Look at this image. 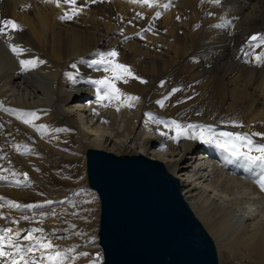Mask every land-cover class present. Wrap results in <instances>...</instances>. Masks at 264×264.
I'll use <instances>...</instances> for the list:
<instances>
[{
    "label": "bare ground",
    "instance_id": "6f19581e",
    "mask_svg": "<svg viewBox=\"0 0 264 264\" xmlns=\"http://www.w3.org/2000/svg\"><path fill=\"white\" fill-rule=\"evenodd\" d=\"M76 3L82 13L68 20L61 19L62 7L53 2L0 0V21L10 19L20 29L0 36V176L6 177L0 181V197L34 206L0 208L5 217L0 228L19 230L21 237L42 228L55 234L50 238L59 249L88 254L68 264H101L91 221L97 207L92 213L89 201L82 203L75 194L64 198V186H49L42 169L44 164L54 169L61 163H82L76 155L88 148L112 153L133 149L161 161L177 178L191 212L214 240L216 255L227 254L230 264H264V194L241 177L245 172L221 171L195 153L204 145L194 139L162 143L143 132L157 127L163 133L161 123L146 117L152 111L163 120L210 123L216 132L240 123L250 132L264 133V60L256 59L264 55V45L250 46L247 40L251 33L264 36V0H156L153 7L122 0ZM10 43L24 50L20 59L43 63L22 71ZM110 51L136 78L115 81L125 95L115 104L91 109L81 103L92 94L84 79L103 78L105 72L91 67ZM74 86L80 92L73 94ZM132 94L136 104L124 99ZM21 113L36 114L32 126L17 118ZM56 124L70 133L61 136ZM6 129L16 135L11 131L10 138ZM82 170L85 179V160ZM22 173L28 182L17 186ZM35 184L47 191L32 195ZM40 194L50 197L35 199Z\"/></svg>",
    "mask_w": 264,
    "mask_h": 264
},
{
    "label": "water",
    "instance_id": "95a60500",
    "mask_svg": "<svg viewBox=\"0 0 264 264\" xmlns=\"http://www.w3.org/2000/svg\"><path fill=\"white\" fill-rule=\"evenodd\" d=\"M85 184L97 198L101 264H217L211 238L161 161L88 148Z\"/></svg>",
    "mask_w": 264,
    "mask_h": 264
},
{
    "label": "snow or ice",
    "instance_id": "6c2138e0",
    "mask_svg": "<svg viewBox=\"0 0 264 264\" xmlns=\"http://www.w3.org/2000/svg\"><path fill=\"white\" fill-rule=\"evenodd\" d=\"M46 2H55L57 7L61 6V0H46ZM64 4L75 5L77 0H62ZM95 2V0H93ZM133 3H141L147 5L148 7H153L156 3V0H132ZM212 3L219 4L220 0H211ZM164 8H167L168 5H163ZM78 10L73 9L72 13L69 14L65 12L61 19H71L73 15H77ZM160 13L157 12L156 16L159 17ZM9 30L19 31V26L10 19H5L0 21V36H7ZM253 42H258L253 45ZM250 46L259 47L264 45V36L262 35H253L248 41ZM10 51L17 57L20 63L22 71H27L30 68L35 67L38 63H43V61L38 60H25L20 59V56L23 54V49L19 45H8ZM243 51V49H241ZM117 53L115 51L108 52L106 54L107 63H104V60L94 61V63L102 64L104 71L112 72L111 77H105L103 80H95L91 83L94 84L97 88V94L99 99H108V100H120L121 93L118 88L115 87V81L121 80L125 76L136 78L131 73L130 69L123 65L114 63V58ZM257 61L264 60V55H257ZM143 82V81H141ZM103 89V96H100V91ZM127 101L136 100L137 97L127 96L124 97ZM161 106H163V101H158ZM130 106V105H129ZM118 110V109H117ZM21 119L22 122L26 125L32 126V121L36 119L35 113H21L17 117ZM167 126L175 131V135L170 137L173 141H178L180 138L185 139H197L200 138L204 140V132L212 133L211 128L201 129L199 137L194 133L196 125L187 124L181 125L177 121L172 120L167 122ZM164 135V133H161ZM222 139L217 141V146L225 150L232 157L237 159H245L252 164L258 165L262 170H264V144H255L252 137L261 135L259 133H252L251 136L248 135H233L232 133L222 132L219 134ZM253 152L259 153V155H252ZM12 176L15 177L16 173L13 172ZM6 177L0 176V180H4ZM28 177L27 174H24L23 181H15L17 186H20L22 183L27 184ZM261 191H264V176L261 177L259 181H256ZM7 206L9 209H22V208H33V205H21L14 201H5L3 197H0V208ZM0 219H5L3 215H0ZM23 219H28L24 217ZM12 224H17L19 221L12 220ZM55 234H45L42 228H31L21 237V232L19 230H14L10 227L0 228V264H68V261H74L80 257L87 256V253L81 252L75 254L74 248L69 249H59L58 246H55L53 240L50 238ZM21 239L26 241V244L21 243Z\"/></svg>",
    "mask_w": 264,
    "mask_h": 264
},
{
    "label": "rangeland",
    "instance_id": "374dc122",
    "mask_svg": "<svg viewBox=\"0 0 264 264\" xmlns=\"http://www.w3.org/2000/svg\"><path fill=\"white\" fill-rule=\"evenodd\" d=\"M28 7H29V5H28ZM176 88H178V86H176ZM67 107H68V105H67ZM1 123H2V121H1ZM69 123H71V120H70ZM56 125L58 126V132H59V134L61 136L64 135V134H69L70 133V130L63 129V124H56ZM117 126H119V124H117ZM50 127L51 126H49L48 128H50ZM6 130L8 132L9 137L11 138L12 137L11 136L12 134H10V133H11V131L12 132H14V131L11 130V129H6ZM152 134H153L152 136H156V133H153L152 132ZM15 135H16V133H15ZM15 135H14V137H16ZM54 136L57 137L58 135L57 134H54ZM61 142H64V139L63 138L61 139ZM128 146L131 147V148H133L132 146H134V145L132 143H129ZM85 151H83L81 153V155H79V156L76 155V157L81 158L80 161H82V163H84V160H85ZM195 153L198 154L197 152H195ZM113 154L119 155V156L120 155H124V154H126V155H133L134 154V151H133V149L132 150H126V151H125V149H122V150L119 151V153L118 152H114ZM82 163L81 162H78V163H70L69 165H66L64 163H61V164H58L56 166V168H54V169H51L49 167H46V165L44 164V167H43L44 169H42V170H44V171H42L44 173H41V176H42V178L45 179V181L48 183V185L51 184L49 186L56 185V187L57 186L60 187V186L63 185L64 186L63 187V191H65V190L67 191V193L65 194L64 198H66L68 196L71 197V196H75L76 195V197H81L82 203H86V201H89L91 203V206H92L91 207L92 213H95L96 211L94 209L96 207H97V211H98V203L95 204L97 202V198H96V195H94L95 193H92V195H91L90 194V190H87L86 189L87 186L85 187V185H84V181L83 180H85V179H84V174H83V170H82ZM53 182L55 184H53ZM77 185H79V187H83L84 186L85 190L89 193L88 194V197H86L87 195L84 194V191L85 190L84 189H81V188H78ZM35 187H36V189L32 192V195L35 194V193L38 194L39 193L38 191H40V192H46L47 191V189L43 185H41V184H37ZM45 196H48V195H46V194H40L39 196H36L35 199H37V198H44ZM48 197H50V196H48ZM39 200L40 199H38L37 201H39ZM46 201H47V203L49 202L48 199H46L44 202H46ZM45 205H46V203H45ZM97 218H98V213H97L96 216H95V214H93L92 215V219H91V221L93 223V226L96 227V228H97V226H96L97 225ZM94 223H95V225H94ZM93 229H95V228H93ZM211 240H212V242L214 244V247H215V250H216V246H215L214 240L212 238H211ZM97 247H98V245H97ZM216 258L218 259L217 260V264H230L233 261L231 259V257H229L225 253H223L222 255L221 254H217L216 255Z\"/></svg>",
    "mask_w": 264,
    "mask_h": 264
}]
</instances>
